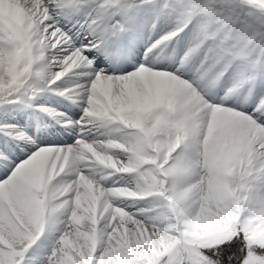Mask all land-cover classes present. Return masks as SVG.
<instances>
[{
    "label": "snow or ice",
    "instance_id": "6c2138e0",
    "mask_svg": "<svg viewBox=\"0 0 264 264\" xmlns=\"http://www.w3.org/2000/svg\"><path fill=\"white\" fill-rule=\"evenodd\" d=\"M0 264H264V0H0Z\"/></svg>",
    "mask_w": 264,
    "mask_h": 264
}]
</instances>
